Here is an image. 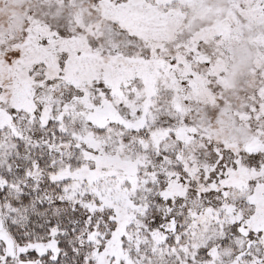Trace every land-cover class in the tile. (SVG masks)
<instances>
[{"label": "snow or ice", "instance_id": "obj_1", "mask_svg": "<svg viewBox=\"0 0 264 264\" xmlns=\"http://www.w3.org/2000/svg\"><path fill=\"white\" fill-rule=\"evenodd\" d=\"M0 264H264V0H0Z\"/></svg>", "mask_w": 264, "mask_h": 264}]
</instances>
